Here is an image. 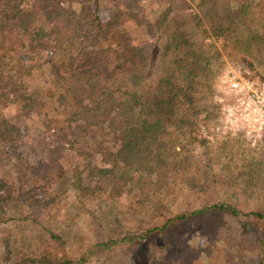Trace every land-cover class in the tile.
<instances>
[{
    "label": "trees",
    "instance_id": "1",
    "mask_svg": "<svg viewBox=\"0 0 264 264\" xmlns=\"http://www.w3.org/2000/svg\"><path fill=\"white\" fill-rule=\"evenodd\" d=\"M104 1L107 21L96 6L74 8L69 0H0L1 109L44 107L25 79L39 55L50 56L47 99L62 108L64 130L57 121L48 132L78 159L99 155L107 164L72 170L75 209L102 233L91 244L42 220L40 202L26 198L20 179H7L1 169L8 166L0 167V222L16 228L2 245L13 246L7 264H88L119 248L134 250L132 264H148L152 240L192 218L217 211L264 221V194L253 207L239 206L236 177L227 166L213 167L217 152L201 134L216 110L211 92L225 61L264 56V0H166L152 26L133 1ZM126 22L148 39L132 46L121 30ZM19 130L14 117L0 121V162ZM87 134L94 143L84 140ZM255 176L244 180L240 194ZM209 193L227 199L193 206L196 196ZM124 199L129 205L119 210ZM259 245L263 256V238Z\"/></svg>",
    "mask_w": 264,
    "mask_h": 264
},
{
    "label": "rangeland",
    "instance_id": "2",
    "mask_svg": "<svg viewBox=\"0 0 264 264\" xmlns=\"http://www.w3.org/2000/svg\"><path fill=\"white\" fill-rule=\"evenodd\" d=\"M69 1L74 8L84 5L95 9L96 6L95 10L103 21L111 16L104 0ZM128 1L134 2V11L152 26L165 7L166 0ZM124 25L121 30L130 35L132 46L137 47L148 39L145 31L131 22ZM261 58V61L257 59L254 62L246 57L225 61L217 73L211 92L212 106L216 110L201 130L206 146L211 148L209 151L217 152L212 154L215 158L213 167L218 170L227 166L236 177V201L242 208L253 207L256 199L262 198L261 193L264 194V56ZM51 61L50 56L39 55L32 70L34 75L30 80L25 79L31 91L39 95L44 107L16 111L1 109L0 106V121L10 116L20 125L15 144L8 146L6 155L1 156L0 167L8 166L1 169L3 174L8 175L7 179L10 176L11 179H20V188L26 198L40 202L36 213L40 212L42 220L57 223L63 232L70 231L75 237L82 238L84 244H91L100 240L102 233L75 209L74 194L70 187L72 170L88 162L97 166L107 164L102 162L99 155L88 160H85V156L84 159H78L66 145L58 147L59 141H54L52 131L48 132L50 127L56 128L57 121H60L57 129L64 127L60 114L62 108L55 103V99H47ZM236 79L239 89L234 90L232 83ZM94 139L92 134L84 136L87 143H94ZM91 150L85 146L86 153ZM246 168L249 170L248 175L244 171ZM257 174L252 184L258 187L254 188V185L246 182L252 187L245 194H240L244 180ZM42 178L44 182H41ZM35 180H40V185H35ZM225 199L227 196L222 193H209L196 196V201L192 203L195 208H208L214 202ZM127 205L129 199H124L119 210ZM15 230L11 222H0V264H7L5 254L13 248L11 245L8 250H4V239L7 233ZM156 237L147 246L146 254L150 249L153 252L148 264H264L259 245V239H264V221L248 222L212 211L174 225ZM133 253L134 250L119 248L106 256L97 255L88 264H103L107 260L108 264H132Z\"/></svg>",
    "mask_w": 264,
    "mask_h": 264
},
{
    "label": "built area",
    "instance_id": "3",
    "mask_svg": "<svg viewBox=\"0 0 264 264\" xmlns=\"http://www.w3.org/2000/svg\"><path fill=\"white\" fill-rule=\"evenodd\" d=\"M232 87H233L234 90H235V89H236V90L239 89V83H238L237 79L234 80V82L232 83Z\"/></svg>",
    "mask_w": 264,
    "mask_h": 264
}]
</instances>
